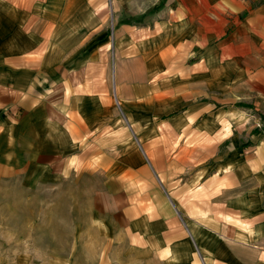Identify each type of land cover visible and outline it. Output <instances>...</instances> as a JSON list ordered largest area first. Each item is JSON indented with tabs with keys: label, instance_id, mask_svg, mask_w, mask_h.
<instances>
[{
	"label": "crops",
	"instance_id": "1",
	"mask_svg": "<svg viewBox=\"0 0 264 264\" xmlns=\"http://www.w3.org/2000/svg\"><path fill=\"white\" fill-rule=\"evenodd\" d=\"M259 119L264 0H0V173L92 187L99 264H264Z\"/></svg>",
	"mask_w": 264,
	"mask_h": 264
},
{
	"label": "rangeland",
	"instance_id": "2",
	"mask_svg": "<svg viewBox=\"0 0 264 264\" xmlns=\"http://www.w3.org/2000/svg\"><path fill=\"white\" fill-rule=\"evenodd\" d=\"M257 126H264L263 119ZM91 188L77 180L1 172L0 264H99L103 234L91 222L94 198L83 193Z\"/></svg>",
	"mask_w": 264,
	"mask_h": 264
}]
</instances>
